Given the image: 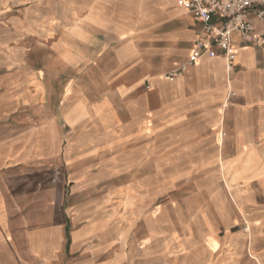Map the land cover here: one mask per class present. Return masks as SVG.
<instances>
[{"label":"crops","instance_id":"crops-1","mask_svg":"<svg viewBox=\"0 0 264 264\" xmlns=\"http://www.w3.org/2000/svg\"><path fill=\"white\" fill-rule=\"evenodd\" d=\"M129 2L130 12L164 28L161 66L129 76L137 56L125 47L117 67L103 73L119 77L117 85L92 87L95 97L70 79L52 111L40 100L52 91L51 76L24 66V48L17 53L15 44L54 38L61 76L83 59L78 44L91 52L125 36L126 0H0V264H132L130 230L92 189L111 167L140 166L146 134L165 123L181 126L189 153L222 173L240 209L264 230V44L242 47L234 34L230 78L217 46L167 78L192 55L201 24L182 0ZM254 22L264 38V20Z\"/></svg>","mask_w":264,"mask_h":264},{"label":"rangeland","instance_id":"rangeland-1","mask_svg":"<svg viewBox=\"0 0 264 264\" xmlns=\"http://www.w3.org/2000/svg\"><path fill=\"white\" fill-rule=\"evenodd\" d=\"M129 4L126 0L125 36L115 35L91 52L78 44L83 59L61 76L55 75L61 67V52L54 38H30L24 46L15 44L17 53L24 48V66L43 77L51 76L52 91L40 98L50 104V110L59 105L70 79L95 97L92 87L117 85L119 77L105 78L103 73L117 67L125 47L137 56L132 58L135 67L129 76L161 66L165 44L158 36L164 28L154 27L144 14L130 12ZM114 97L121 108L123 101ZM146 135L140 166L132 161L127 171L111 167L92 189L130 230L128 240L136 246L132 264H264L263 228L255 226L240 209L222 173L213 166L201 167L195 154L189 153L181 126L155 125ZM115 150L112 148L111 154ZM62 166L63 185L70 191L71 168L64 157Z\"/></svg>","mask_w":264,"mask_h":264},{"label":"built area","instance_id":"built-area-1","mask_svg":"<svg viewBox=\"0 0 264 264\" xmlns=\"http://www.w3.org/2000/svg\"><path fill=\"white\" fill-rule=\"evenodd\" d=\"M184 8L198 18L202 37L197 39L192 55L178 68L170 71L167 78L181 75L213 46L226 54V70L231 77L235 69L237 50L234 34L241 38V46L264 44L263 36L256 33L254 19L264 20V0H182Z\"/></svg>","mask_w":264,"mask_h":264}]
</instances>
